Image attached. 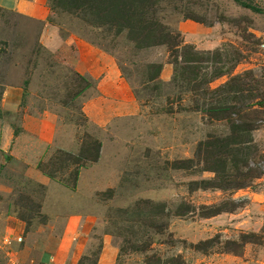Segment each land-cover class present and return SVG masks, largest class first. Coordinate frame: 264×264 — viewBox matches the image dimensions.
Returning <instances> with one entry per match:
<instances>
[{
  "label": "rangeland",
  "instance_id": "1",
  "mask_svg": "<svg viewBox=\"0 0 264 264\" xmlns=\"http://www.w3.org/2000/svg\"><path fill=\"white\" fill-rule=\"evenodd\" d=\"M248 1L264 9V0ZM43 6L41 19L0 6V99L8 87L21 91L1 118L16 134L26 116L43 120L29 123L35 154L40 133L54 130L38 164L9 155L0 168V215L25 224L21 255H58L63 264H100L103 255H114L112 264H264V113L250 133L248 166H232L236 182L249 168L259 177L235 190L202 188L216 173L197 147L229 135L230 123L197 110L200 91L175 82L174 47H138L128 29L98 27L66 1ZM147 19L165 27L162 39L221 50L220 65L234 66L244 88L264 91V12L235 0H158ZM206 71L211 78L214 69ZM98 151V160L86 158ZM179 160L193 162L178 168ZM227 198L242 206L201 215L202 205ZM5 251L18 254L13 245Z\"/></svg>",
  "mask_w": 264,
  "mask_h": 264
},
{
  "label": "trees",
  "instance_id": "2",
  "mask_svg": "<svg viewBox=\"0 0 264 264\" xmlns=\"http://www.w3.org/2000/svg\"><path fill=\"white\" fill-rule=\"evenodd\" d=\"M66 1L70 7H76L81 10L86 21L91 17L94 24L98 27L109 25L118 29V32L128 29L132 40L136 42L138 47L171 44L175 53L173 63L175 66L174 80L182 84L183 90L196 92L200 91L196 102V109L206 112L214 119H227L230 123L231 133L225 135H209V137L199 143L196 150V158L203 162L206 170L216 173L214 179L208 181V185L202 188H220L225 191L235 190L250 185L254 178L259 177L251 171V168L239 175L240 180L234 178L235 171L232 166L238 164L248 166L250 151H252V140L250 133L258 128L255 121L261 113H264V91L262 93L254 92V90L243 87L238 82L239 74H232L234 66L231 69L224 68L220 65L222 58L221 50H200L189 43H175L168 39H162L165 35V27L158 23L147 19L148 12L158 0H59ZM59 1H55V4ZM244 7L251 8L257 12H264L257 5L248 0H235ZM71 10V9H70ZM189 18V17H188ZM178 37V36H177ZM159 70L153 76V81L159 77L163 68V64L158 66ZM208 67L214 69L211 78H206ZM252 71L245 74L248 75ZM231 75L230 79L223 84L212 87L210 82L222 75ZM157 75V76H156ZM80 77L84 78L83 75ZM90 83L86 87L80 89L74 97H78L81 93L90 87ZM246 86V85H245ZM181 90V91H183ZM237 114L238 117H233ZM100 145V143H99ZM87 159L93 158L96 161L99 158V151L93 156L87 154ZM193 160H179L178 168H188L185 165ZM232 164V165H231ZM4 165H2L3 167ZM237 166V167H238ZM52 177L51 175H49ZM242 204L232 198L223 199L220 202L205 204L200 207L201 215L210 217L217 215L222 211H234ZM250 241V240H248Z\"/></svg>",
  "mask_w": 264,
  "mask_h": 264
},
{
  "label": "crops",
  "instance_id": "3",
  "mask_svg": "<svg viewBox=\"0 0 264 264\" xmlns=\"http://www.w3.org/2000/svg\"><path fill=\"white\" fill-rule=\"evenodd\" d=\"M5 5L10 6L16 9L17 11L23 12L24 14L32 15L40 19L46 16V11L43 6V0H0V6H5ZM102 93L105 94V96L111 95L104 90H102ZM20 95H21V91L19 90L18 87H8L5 90L3 97L0 99V168L2 164L5 163L6 157L9 155L19 156V158L23 159L25 162H33V164L35 163L34 160H36V164H38V162L40 161L41 157H43L45 150L47 148L46 146L47 140L49 139L53 140L52 134L54 130H52L51 132L52 134L49 135V138H47L48 136L44 137L43 133H40V137L42 140H44V142L41 146L38 147L36 154L31 153L30 150L32 147H30L29 144H27V142L29 141L30 138H32L31 131H35L37 127L34 126L32 130V127L29 125V123H32L31 121H36L40 126H42L43 120L37 118L31 119L30 116H26L25 117L26 121L24 122L23 127L21 128L20 131H18V134H16L14 124L7 119L1 118V116L5 115V111L12 110L13 107L16 108L17 106L16 103ZM133 102L131 101V104ZM133 104H135V102ZM44 127L42 128L44 129ZM38 128L42 130V128L40 127ZM33 168L34 169L31 170L35 173V177L39 181L48 182L50 178L46 174L39 171L35 166ZM12 231L16 233V236L22 235L24 237V231H25L24 222L19 218L13 219V216L10 214H5L4 216L1 214L0 234L8 233V232L11 233ZM21 244L19 243L13 244L15 250L18 253L13 255V257H9L6 251L4 252L6 255H0V264H12L14 260L19 264H34L35 260L36 261L39 260V264L40 263L63 264V263H59L58 255H38V258L36 257L37 259L34 256L32 257V255H21V251L24 250V249L21 250L20 248L21 246H19ZM107 248L109 252H113V249L111 247L106 246V250ZM114 259H115L114 255H103L100 260V264H112V261ZM3 260L5 261V263L3 262Z\"/></svg>",
  "mask_w": 264,
  "mask_h": 264
},
{
  "label": "built area",
  "instance_id": "4",
  "mask_svg": "<svg viewBox=\"0 0 264 264\" xmlns=\"http://www.w3.org/2000/svg\"><path fill=\"white\" fill-rule=\"evenodd\" d=\"M24 237L22 235H18L16 237H12L11 235H1L0 236V250L3 249V245L12 246L14 243H23ZM12 264H19L15 260Z\"/></svg>",
  "mask_w": 264,
  "mask_h": 264
}]
</instances>
